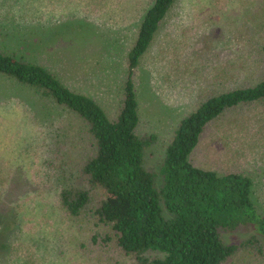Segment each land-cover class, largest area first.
Returning <instances> with one entry per match:
<instances>
[{"label":"rangeland","instance_id":"374dc122","mask_svg":"<svg viewBox=\"0 0 264 264\" xmlns=\"http://www.w3.org/2000/svg\"><path fill=\"white\" fill-rule=\"evenodd\" d=\"M151 1L0 0V52L46 68L113 116L127 69L124 56ZM263 42L264 0L176 1L134 76L139 134L157 135L146 154L150 170L158 172L175 126L199 98L240 84H216L218 68L243 70V58ZM261 118L264 102L224 113L189 157L201 168L250 176L254 202L264 211V129L256 125ZM80 126L75 114L0 74V244L13 240L17 247L7 264H134L131 256L89 253L83 244L91 224L59 209L58 189L81 184L78 146L66 149L62 173L48 169L45 160L53 136H75ZM255 233L245 224L221 235L230 244ZM226 264H264V255L242 252Z\"/></svg>","mask_w":264,"mask_h":264},{"label":"trees","instance_id":"16d2710c","mask_svg":"<svg viewBox=\"0 0 264 264\" xmlns=\"http://www.w3.org/2000/svg\"><path fill=\"white\" fill-rule=\"evenodd\" d=\"M176 1L152 0L145 11L124 56L127 69L113 116L97 99L75 92L40 65L0 52V74L15 78L82 121L75 136H53L45 164L62 173L66 149L78 146L75 170L81 184L62 186L56 195L66 216L85 218L91 224L83 244L89 253L99 252L106 259L131 256L134 264H226L242 252L263 257L264 211L254 202L251 177L198 167L189 156L211 122L230 110L264 102V42L243 58V70L218 68L216 84L221 86L227 79L241 80L242 85L205 93L175 126L158 172L146 165L147 151L157 135L139 134L134 76ZM258 123L264 129V118ZM12 223L5 226L7 231ZM245 224L256 233L239 243L223 241L222 230L234 231ZM3 227L0 224V234ZM12 241L0 244V264L16 256Z\"/></svg>","mask_w":264,"mask_h":264}]
</instances>
